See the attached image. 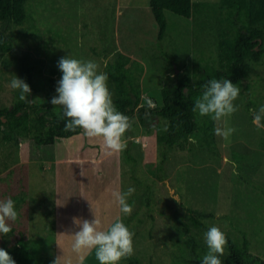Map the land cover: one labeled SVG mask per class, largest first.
<instances>
[{
	"label": "rangeland",
	"instance_id": "374dc122",
	"mask_svg": "<svg viewBox=\"0 0 264 264\" xmlns=\"http://www.w3.org/2000/svg\"><path fill=\"white\" fill-rule=\"evenodd\" d=\"M251 2L264 11L263 0ZM26 9L28 19L10 25L12 47L0 57V108L20 98L10 84L14 76L25 81L21 65L32 67L34 100L40 103L48 95V78L54 77L58 87L61 58L91 60L99 65L98 72L106 73L107 63L120 53L129 58L127 67L134 69L137 63L142 68L140 101L154 106L174 74L191 75L216 58V32L201 23L205 13L184 19L165 11L168 31L158 41L149 0H27ZM172 60L177 62L173 73ZM52 70L59 73L53 76ZM246 81L252 118L234 102L237 111L215 122L214 129L235 132L227 139L214 132L212 152L202 147L201 132L183 149L162 148L155 132L145 133L136 120L131 122L132 137L123 135L126 146L120 151L85 133L56 139L51 146L0 140V201L10 197L18 213L15 221H7L12 231L0 234V248L8 251L24 239L52 264L57 256L70 264H99L96 249L80 254L73 250L69 235L79 231L73 218H96L98 230H107L119 218L134 233L131 256L143 264H193L188 237L181 232L190 209L211 215L202 220L208 228L217 226L234 238L245 236L251 255L264 260V117L253 121V113L264 106V54L259 62L247 60ZM107 86L113 102L109 81ZM55 108L63 112L61 106ZM126 148L134 162L125 161ZM130 187L135 191L127 203L133 210L126 215L111 193H126ZM202 246L207 254L204 234L195 251L200 253ZM119 264H127L126 257Z\"/></svg>",
	"mask_w": 264,
	"mask_h": 264
},
{
	"label": "trees",
	"instance_id": "16d2710c",
	"mask_svg": "<svg viewBox=\"0 0 264 264\" xmlns=\"http://www.w3.org/2000/svg\"><path fill=\"white\" fill-rule=\"evenodd\" d=\"M264 2V0H263ZM262 2V3H263ZM27 0H0V57L11 50L12 39L8 33L10 25H22L27 19ZM264 4V3H263ZM251 0H219L218 3H194L192 0H149V8L157 27V40L161 41L168 31L165 11L184 19L204 14L202 26L216 32V58L204 68H194L191 75L174 74L160 90V102L154 106L142 105L140 101L139 79L142 68L135 63L134 69L127 67L129 58L117 53L113 61L106 65L108 81L113 94L116 109L129 118L130 125L136 120L147 134L155 132L156 143L162 148L178 147L183 149L188 137L201 132L203 146L213 151L215 121L210 116H200L193 112L195 99L199 97L210 80L228 79L240 88L234 101L252 118L253 103L250 101L246 81L247 60L259 62L264 54V11ZM172 60L169 67L173 72ZM29 64L21 65L25 82L30 86V95L20 98L11 107L0 108V140L14 145L20 139L30 140L37 146H51L56 139H67L83 134L84 130L75 128L66 130L67 118L56 110L51 100L56 90V79L48 78L47 97L40 103L34 100L36 89ZM249 69V68H248ZM57 72V73H56ZM51 71L57 75L58 71ZM234 103V105H235ZM236 106V105H235ZM125 138L132 137V128L124 133ZM264 149V139L261 141ZM125 161L134 162L129 149L122 153ZM234 158L238 160V156ZM186 220L182 222L181 232L186 235V246L191 250L193 264H201L206 255L205 247L200 253L195 246L202 241V235L209 229L203 219L211 217L196 210H188ZM51 230H54L51 224ZM223 232V231H222ZM227 239L223 264H264V260L251 255L249 242L245 236L234 238L223 232ZM15 264H52L46 257L39 255L27 240L19 239L7 251ZM127 264H143L136 257H126ZM185 264H190L185 261Z\"/></svg>",
	"mask_w": 264,
	"mask_h": 264
},
{
	"label": "clouds",
	"instance_id": "9594fccd",
	"mask_svg": "<svg viewBox=\"0 0 264 264\" xmlns=\"http://www.w3.org/2000/svg\"><path fill=\"white\" fill-rule=\"evenodd\" d=\"M58 67L63 75L56 89L58 96L53 97L51 103L62 107L63 115L67 118L66 130L81 128L87 136L101 138L107 149L122 150L126 146L122 137L131 125L129 118L119 112L112 102L107 86L108 75L98 72L99 65L96 62L82 61L70 56L61 58ZM10 87L19 90L21 100H25L26 94L31 93L30 86L16 76ZM203 87L202 94L195 99L193 112L200 116H210L213 121L220 122L222 118L237 111L234 101L239 96L240 88L236 84L228 79H212ZM262 117L264 106L258 113H253L254 122L261 121ZM214 132L227 139L235 129L217 126ZM188 140L195 143L191 135ZM134 191L130 187L126 193H111L120 211L126 215L133 210L127 203V198ZM17 217L14 201L10 197L0 201V234H9L12 229L7 221H15ZM73 224L79 228V231L69 235L73 239L72 248L76 253L96 249L95 255L99 264H119L122 258L133 254L134 233L119 218L107 230H98L99 221L96 218L88 221L74 217ZM204 240L208 252L202 258L201 264H222L220 256L224 254L227 244L225 234L219 227L212 226L204 233ZM0 264H15V260L3 248H0ZM53 264L70 262H66L64 256H57Z\"/></svg>",
	"mask_w": 264,
	"mask_h": 264
},
{
	"label": "crops",
	"instance_id": "0c3cea01",
	"mask_svg": "<svg viewBox=\"0 0 264 264\" xmlns=\"http://www.w3.org/2000/svg\"><path fill=\"white\" fill-rule=\"evenodd\" d=\"M92 144H93V143H90V142H89V145H92ZM87 149H89V148H87ZM86 151H87V150H85L84 153H86ZM92 153H93V152H92Z\"/></svg>",
	"mask_w": 264,
	"mask_h": 264
},
{
	"label": "water",
	"instance_id": "95a60500",
	"mask_svg": "<svg viewBox=\"0 0 264 264\" xmlns=\"http://www.w3.org/2000/svg\"><path fill=\"white\" fill-rule=\"evenodd\" d=\"M254 121V120H253ZM254 123H257V122H254Z\"/></svg>",
	"mask_w": 264,
	"mask_h": 264
},
{
	"label": "bare ground",
	"instance_id": "6f19581e",
	"mask_svg": "<svg viewBox=\"0 0 264 264\" xmlns=\"http://www.w3.org/2000/svg\"><path fill=\"white\" fill-rule=\"evenodd\" d=\"M78 136V135H77Z\"/></svg>",
	"mask_w": 264,
	"mask_h": 264
}]
</instances>
